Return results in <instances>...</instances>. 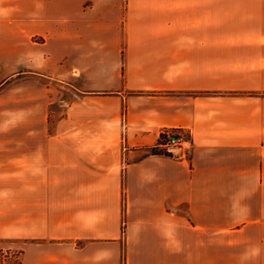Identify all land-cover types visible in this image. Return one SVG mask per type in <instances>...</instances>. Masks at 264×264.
Wrapping results in <instances>:
<instances>
[{"label":"crops","instance_id":"1","mask_svg":"<svg viewBox=\"0 0 264 264\" xmlns=\"http://www.w3.org/2000/svg\"><path fill=\"white\" fill-rule=\"evenodd\" d=\"M166 128L189 158L152 151ZM7 249L264 264V0H0Z\"/></svg>","mask_w":264,"mask_h":264},{"label":"built area","instance_id":"2","mask_svg":"<svg viewBox=\"0 0 264 264\" xmlns=\"http://www.w3.org/2000/svg\"><path fill=\"white\" fill-rule=\"evenodd\" d=\"M155 148L172 155L189 158L193 148L191 131L188 129H163ZM21 261L22 253L18 250L7 249L0 253L1 264H21Z\"/></svg>","mask_w":264,"mask_h":264},{"label":"trees","instance_id":"3","mask_svg":"<svg viewBox=\"0 0 264 264\" xmlns=\"http://www.w3.org/2000/svg\"><path fill=\"white\" fill-rule=\"evenodd\" d=\"M152 151L153 152H155V153H163V154H168V155H171L170 153H168V152H165V151H160V150H158V149H156V148H153L152 149Z\"/></svg>","mask_w":264,"mask_h":264}]
</instances>
